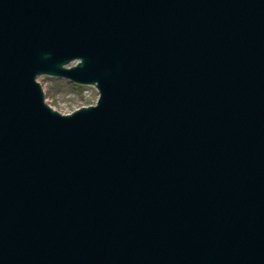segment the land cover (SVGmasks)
I'll return each instance as SVG.
<instances>
[{
    "label": "water",
    "instance_id": "water-1",
    "mask_svg": "<svg viewBox=\"0 0 264 264\" xmlns=\"http://www.w3.org/2000/svg\"><path fill=\"white\" fill-rule=\"evenodd\" d=\"M0 264H264V0H0Z\"/></svg>",
    "mask_w": 264,
    "mask_h": 264
},
{
    "label": "rangeland",
    "instance_id": "rangeland-1",
    "mask_svg": "<svg viewBox=\"0 0 264 264\" xmlns=\"http://www.w3.org/2000/svg\"><path fill=\"white\" fill-rule=\"evenodd\" d=\"M39 80L44 88L47 103L61 113H71L96 101L97 90L94 87H79L55 77L44 76Z\"/></svg>",
    "mask_w": 264,
    "mask_h": 264
}]
</instances>
